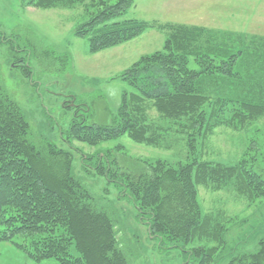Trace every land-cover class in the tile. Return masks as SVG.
Masks as SVG:
<instances>
[{
	"label": "trees",
	"instance_id": "trees-1",
	"mask_svg": "<svg viewBox=\"0 0 264 264\" xmlns=\"http://www.w3.org/2000/svg\"><path fill=\"white\" fill-rule=\"evenodd\" d=\"M27 2L39 8L82 6L85 21L76 25L75 34L88 37L90 53L125 43L148 28L167 33L162 50L142 55L121 74L133 91L123 92L111 123H87L77 119V114L65 131L70 144L77 141L98 147L128 135L135 142L161 146L162 129L157 130L148 115V102L165 121L186 119L181 122L182 129L190 141L213 130V121L240 127L264 115V46L255 43L264 38L124 18L134 0ZM224 39L228 42H222ZM244 61L243 73L240 69ZM192 62L197 68L191 66ZM24 73L30 75L32 70L24 66ZM206 105H210V113ZM226 112L229 114L224 120ZM111 153V149L98 148L83 160L95 159L97 173L124 188L139 218L146 220L151 236L173 246L190 244L210 232L198 199L199 184L237 177L239 183L250 187L257 178L248 170L244 172L242 166L238 169L197 161L172 165L161 158L144 160L141 169L136 166L128 171L117 159H111ZM73 160L70 150L32 132L22 108L0 82V241L14 242L19 236L33 238L31 250L27 242L16 245L34 261L129 264L114 214L94 204L90 192L73 172ZM73 244L79 256L71 253ZM186 252L193 264H213L211 258L217 250L198 245ZM225 253L226 248L222 251ZM236 262L264 264V239L256 252L245 253L230 264Z\"/></svg>",
	"mask_w": 264,
	"mask_h": 264
},
{
	"label": "rangeland",
	"instance_id": "rangeland-1",
	"mask_svg": "<svg viewBox=\"0 0 264 264\" xmlns=\"http://www.w3.org/2000/svg\"><path fill=\"white\" fill-rule=\"evenodd\" d=\"M84 13L82 6L39 8L28 5L27 0H0V82L22 108L32 132L73 153L76 178L90 192L94 204L114 214L129 264H193L186 251L198 245L217 250L216 256L226 248L223 256L215 259L213 255V264H230L232 259L256 252L264 239V115L240 127L213 121V130L190 141L182 129L181 122L186 119L165 121L148 102L147 113L164 136L159 147L135 142L128 135L98 147L67 141L65 131L77 114V119L87 123H111L123 92L133 91L121 74L142 55L162 50L167 37L163 30L148 28L125 43L90 53L88 37L75 34L76 25L85 21ZM123 16L264 38V0H134ZM255 43L264 46V41ZM24 66L32 70L30 75H25ZM191 66L197 68L194 62ZM244 66L245 61L241 63L243 73ZM205 109L211 112L210 105ZM98 148L111 149V159L128 171L136 166L141 169L144 160L161 158L172 165L197 161L242 166L257 178L250 187L239 183L237 177L199 184L198 199L210 232L190 244L173 246L151 236L146 220L139 218L124 188L97 173L95 159L84 162L87 154ZM34 241L21 236L14 242L0 241V264H58L34 261L16 245L27 242L31 250ZM71 253L79 256L74 244Z\"/></svg>",
	"mask_w": 264,
	"mask_h": 264
}]
</instances>
